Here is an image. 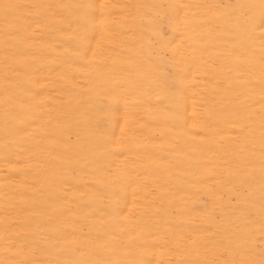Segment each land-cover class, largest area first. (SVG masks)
Returning a JSON list of instances; mask_svg holds the SVG:
<instances>
[{
  "label": "rangeland",
  "instance_id": "1",
  "mask_svg": "<svg viewBox=\"0 0 264 264\" xmlns=\"http://www.w3.org/2000/svg\"><path fill=\"white\" fill-rule=\"evenodd\" d=\"M0 264H264V0H0Z\"/></svg>",
  "mask_w": 264,
  "mask_h": 264
}]
</instances>
